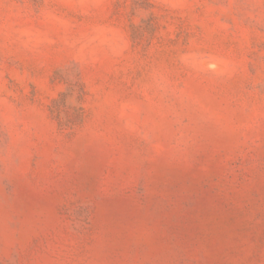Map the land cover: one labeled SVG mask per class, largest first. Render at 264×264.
<instances>
[{
	"label": "rangeland",
	"instance_id": "374dc122",
	"mask_svg": "<svg viewBox=\"0 0 264 264\" xmlns=\"http://www.w3.org/2000/svg\"><path fill=\"white\" fill-rule=\"evenodd\" d=\"M0 264H264V0H0Z\"/></svg>",
	"mask_w": 264,
	"mask_h": 264
}]
</instances>
